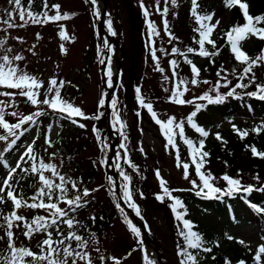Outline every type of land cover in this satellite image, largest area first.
<instances>
[{
	"label": "trees",
	"instance_id": "trees-1",
	"mask_svg": "<svg viewBox=\"0 0 264 264\" xmlns=\"http://www.w3.org/2000/svg\"><path fill=\"white\" fill-rule=\"evenodd\" d=\"M125 12V24L126 30L129 31L128 37L132 42L128 43L129 49L131 48L132 53L127 50L123 45L121 50L124 53L122 55V79L120 90L124 94H126L127 99L133 108L137 109L133 112V126H135L136 131H142L144 129V121L148 123L151 121V114L147 112L146 109L140 108L138 104L137 94L135 92L136 87L139 85L142 86V76L147 74V65L146 61L143 57L145 53H150L148 50V39H149V30L147 28V20L143 15L144 8L141 7V2L148 9L150 13V19L153 22L155 19L154 16L160 15L156 11V0H118ZM24 9H27L29 6V0H21ZM48 5H52V0H47ZM164 0H159V7L161 11L165 7L161 5ZM165 3V2H164ZM225 4L224 0H198V8L197 12L200 15H210L212 8L216 7L218 4ZM246 3L249 5V13L255 16L264 15V0H247ZM168 6L167 20L169 24V29L171 33L177 38L175 40L169 41L170 46L165 47V51H157V56L159 58L163 56L166 57L167 60V71H169L172 76V70L170 67L169 61L171 59H176L179 61V67L176 69L178 72V77H173L174 81H178L180 79L190 80L192 78V73L190 70V66L184 62V58L179 55H171L172 47H177L181 51H186L188 47H193L198 49V45L194 43V37L199 38V35L196 31V28L199 27V24L196 18L191 14V0H178V6H173L170 3ZM43 9V0H31V10L34 13H39ZM107 12H109L108 8H106ZM230 21L227 27H224L218 34L217 38H214L216 43V49L219 51V54L214 57H200L198 55L189 54V58L192 59L193 63L200 69V77L201 81L208 80L209 84H204L203 91L200 92L195 97H199L206 93H209V90L212 88L213 84L217 81L218 77L216 75L217 71L223 67L229 73L228 80L232 83L229 86L232 87L237 83L236 76L240 74L242 71L243 65L239 64L235 59L230 50V46L227 43V38L225 33L235 25H243L246 21L242 17V10L237 6H233L230 9ZM63 20L58 22H48L46 24H32L29 22L31 26L35 25L40 28H44L47 25H58L62 23ZM50 26V27H52ZM258 27H264V23L257 25ZM164 27V26H163ZM7 28V27H6ZM48 32H53L54 27L49 28L46 27ZM2 29H4L2 27ZM156 41V46L158 49H162L158 44V40L156 37H153ZM252 39V45L249 40ZM115 40L119 43H122L123 35L121 32H118V37H115ZM210 51H215L211 48L210 45H205ZM246 46H248L246 48ZM134 51L133 49H136ZM246 48V49H245ZM242 49L245 51L250 57H256L261 54V50L264 49V41L259 40L256 37H250L242 42ZM134 57L139 63L133 61L132 59H128L130 56ZM146 55V54H145ZM129 60V62H128ZM214 61V63L212 62ZM130 63L129 66L127 63ZM84 70L88 72L89 67L92 65L89 64V61L85 62ZM127 64V65H126ZM137 64V66H136ZM233 70H235V75L232 74ZM254 73L256 76L257 83H264V66L255 67ZM223 75V73H222ZM223 83V81H221ZM247 83V81H245ZM141 94L144 96L143 87H141ZM229 88L221 87L219 89L220 94L226 93ZM124 89V90H123ZM132 90L131 93H129ZM256 90L255 84H252L247 89H237V96L240 98L226 97L225 101L220 104H208L207 101L196 100L195 103H200L204 105V108L197 112V115L194 117L195 123L202 128L209 127L212 128L214 133L209 138L201 137L199 133L195 131L187 123L186 116L183 120L177 122H184L185 125V137L187 139H191L194 142H197L201 139L208 143V140H211V144L206 145L203 151H206L209 155L205 158L206 163L204 168L202 169L205 172H210L212 176L216 177L213 182L215 186L220 188L227 187L226 182L221 179L223 175H229L232 178L240 179L243 186H252L257 189L252 191L251 193L236 192L231 196H223L221 195L218 199H205L202 196H198L196 194V189H192L188 191V189L192 188L190 183L191 180H197V183H200L198 178L195 175L194 166L189 168V178L180 180L179 177L169 176V179L163 177L160 169H155L150 167L147 161H141V149L137 156L139 157L138 162L133 161V157L131 156L129 150L123 149L119 155V160H117V168L122 169L127 175L131 177V191H132V201L137 205L140 215L142 219L145 221L144 225L147 231L150 233L152 240L156 241V245L158 246V251H160V257L165 264H179L180 260L183 257L178 256V251L185 247L186 242L180 235V229L183 227L179 221L175 219V214L171 211L169 204L172 202L168 198H165L164 202H160L157 200V194H163L162 189L160 188L159 178L155 175L156 171L159 170L160 177L166 181V186L170 190L175 189H183L184 191H174L172 195L176 198L182 200L185 209L187 211V215L185 219L189 220L193 224V230L196 231L202 240L203 247L210 248V252H205L201 250L187 249L189 252H192L196 257L198 264H239V262L243 261L245 264H256L254 260V256L257 254V248L251 249L249 247H240L236 240L232 241L228 238L222 237V233L227 231L230 226L234 225H246L256 228L259 231H264V215L257 211L258 207L264 206V191L259 189L264 188V159L253 156L251 149L249 146H254L258 151L264 152V131H261L259 134L253 132L254 128L260 127L262 122L257 123V126L250 124L244 128H240V126H236V128L247 131L249 134L241 138L240 135L233 129H229L225 135H222L224 131H221L217 126L218 122L226 123L231 121L235 116L239 115V113H247L249 111L256 113L257 115L264 117V100H260L258 98H254L249 96L247 93L253 92ZM0 91H2L0 89ZM119 93V91H116ZM118 93H116L118 95ZM123 94V95H124ZM215 96L216 93H210ZM122 95V93L120 94ZM5 98V96H3ZM124 97V96H123ZM194 97V98H195ZM24 100L19 102L18 106L16 105V112L22 113L24 115L31 114L37 111V108L40 111H43L45 115L39 117L40 121V133L39 140L45 139L46 136L51 131L52 125L51 121L54 119V116L58 118V126L63 129V144L60 145V141H54L53 143L59 144V152L63 151L66 154V157L63 162V167L61 168V174L66 177H70L73 180L77 181V187L80 189V192L86 188L90 191V195L88 197L83 198L87 201L85 207L79 209L76 213H70V215H75L78 220L79 216L85 215L82 219L78 220L80 226L78 228L72 229L71 231H77V234H80L85 237L87 242H90L92 239L96 237L107 238L109 236V229L115 222V218L121 220H125V216L128 217V220L131 221L132 225L133 221L128 214V210L124 209L122 213L117 207L116 204L120 203L117 199L116 195L112 194L111 187L109 183L106 181L101 182L96 187L94 185L98 182L97 177L99 175V169H97L95 163L98 162L99 166L103 169L102 174L106 176V164H102L101 161H107L109 148L107 144L106 150L102 149V143L98 141L96 138L95 130L97 127L101 126V123L106 121V116L103 113L100 119H80L77 118L79 123L85 125L84 128L78 126V124L72 123L69 119L61 117V114L58 112L52 111L47 106L40 104L39 106H32L31 103L27 100L26 97H22ZM50 98V97H49ZM193 98V99H194ZM7 99V98H6ZM118 96L116 97V100ZM146 99V98H145ZM191 99V100H193ZM73 104V100L71 98L65 99ZM146 102H151L146 100ZM168 104L171 106H175L177 104L170 102L167 100ZM118 104V102H117ZM193 109L191 112L196 111L195 104H192ZM99 106V102H98ZM13 107H8L5 109V120L9 122L6 118V114L10 119L18 120V117H13L9 113L14 110H11ZM35 108V109H33ZM99 112L93 113H85L86 116L91 117L98 113H102V108H98ZM101 110V111H100ZM39 111V110H38ZM140 113L138 116L137 113ZM148 120V121H147ZM164 121V120H163ZM167 121V120H165ZM30 124V123H29ZM152 124V123H151ZM88 127H93L90 132L87 130ZM2 130V126H0ZM28 131L24 132L23 135L16 141L14 145H8L7 150L3 155L0 156V180L3 176V173L7 169L8 165L12 159L18 154V151L23 148L27 144V140L29 137V133L31 130L29 126L27 127ZM50 129V130H49ZM154 130L156 134L159 136L158 139L160 141V145L162 147L158 153V162L164 164L167 159H170V165H172L175 170H179L183 174V168L178 167L177 161V153L176 149L172 148L168 145L166 137L161 131L159 125L154 123ZM216 134H219L222 139H216ZM133 136L132 139L137 138L135 133L131 132ZM206 138V139H205ZM176 145L179 148V163L182 165L185 162L190 163L189 149L187 145L184 143V137L176 136ZM106 145V144H103ZM34 149V154L37 153L36 143L32 145ZM90 151L93 153V156L97 158V161L93 158L85 156V153ZM83 155L84 167L82 169H78V162H81L79 159L80 156ZM39 159V156L37 157ZM130 160L132 164L136 165L137 169L131 175L129 173L130 166L127 161ZM31 161L26 159L23 161L21 165L22 168H29ZM174 170V171H175ZM162 171L165 173L170 172L168 168H163ZM119 172V171H118ZM26 174H31L30 172H25ZM23 175L21 171L17 174ZM32 175V174H31ZM184 177V175H182ZM259 177L257 180L256 177ZM122 179V177H121ZM59 182V181H58ZM57 182V183H58ZM126 183L125 181H121L122 189L123 185ZM69 197L75 196L77 193L71 189L69 185ZM94 187L93 190H91ZM102 189L107 193V197L105 199L92 197L94 190ZM122 194V192H121ZM22 195V193L20 194ZM23 196V195H22ZM25 198V197H24ZM27 199V198H25ZM104 200L105 202H101ZM31 202V201H29ZM4 203L2 204V206ZM10 205L12 203L10 202ZM121 205V204H120ZM61 208H66L67 205L64 203H60ZM129 206V205H128ZM122 207V205H121ZM23 208V207H22ZM123 208V207H122ZM131 208V207H130ZM13 209L10 207L8 211L3 212L5 214L10 213ZM28 209V208H26ZM132 209V208H131ZM30 213L28 215H22L28 219L33 218L35 215H43V210H32L28 209ZM180 211H184V209H179ZM43 213V214H42ZM161 217L164 220V223L170 229L169 234L167 235L165 240L169 241L170 247H168V251L163 247L161 241H159L156 237H154L155 230L152 227V222L154 218ZM92 217L96 219L93 221ZM3 222V220L1 219ZM22 227L21 236L23 235L24 227L22 222H17ZM135 226V225H134ZM62 227V225H61ZM131 232V231H130ZM142 233V231H140ZM148 233V234H149ZM94 234V235H93ZM134 234V233H133ZM28 240L27 238H24ZM224 239L226 243V248L223 250V245L219 242V240ZM141 235L137 237L135 235L133 239V244H128L127 248H130V251L141 248L143 243ZM75 246V242H72ZM130 245V246H129ZM168 245V244H167ZM25 247V246H24ZM126 256V255H125ZM116 260L119 261V264L123 260V258L115 257ZM116 260L112 261V264H116ZM71 264V262H69ZM84 264V262L82 263ZM99 264H104L100 262ZM156 264V263H155Z\"/></svg>",
	"mask_w": 264,
	"mask_h": 264
},
{
	"label": "snow or ice",
	"instance_id": "snow-or-ice-1",
	"mask_svg": "<svg viewBox=\"0 0 264 264\" xmlns=\"http://www.w3.org/2000/svg\"><path fill=\"white\" fill-rule=\"evenodd\" d=\"M11 2L16 6V8L19 9L18 15L20 21L22 22L19 27H23L29 22L32 24H46L48 22H58L69 18V14H60L59 5H52L51 7L55 10L56 14L49 15V5L47 0H43V9L39 13H34L31 10V0H29V6L27 9L21 7V0H11ZM164 2L165 7L161 11L159 7V0H156V11L163 17L162 22L164 26V32L171 41L177 38L171 33L167 20V13L169 11L167 5L169 4V0H164ZM224 2L226 7L237 6L239 9H241L242 17L246 21L243 25H235L231 27L225 33L227 43L230 46V50L234 56V59L239 64L243 65L242 71L238 76H236L237 83L234 86L229 88L232 83L230 80H228L229 73L226 69L221 67L216 73L218 79L209 90V93L195 97L193 100H185L182 98L188 92L189 84L198 87L200 83H210L208 80L201 81L199 79L200 69L193 63L192 59L189 58V54L198 55L205 58L214 57L219 54V51L215 50V41L211 39V35L214 32L215 27L219 24V21L217 20L215 24H212V15L199 14L197 12L198 0H191L192 7L190 10L191 14L196 18L199 24V27L194 30L199 35L198 39L194 37V43L199 46L198 49L188 47L186 51H181L174 46L172 47L170 53L171 55H179L184 58V62L190 66L192 78L190 80H178V82H176L174 85V90L172 91L169 100L170 102L178 105L195 104L196 111H193L188 116L187 123L191 125V127L195 129V131L199 133L201 137H207L209 132L198 126V124L194 121V117L197 115V112L204 108L203 104L195 103L196 100L207 101L208 104H220L225 101L226 97L235 96L236 98H240L237 96V89H247L252 84H255L256 90L247 94L251 97L264 100V83H257L256 76L253 71L255 67L264 66V49L261 50V54L254 58L250 57L242 49V42L250 37H256L259 40L264 41V27L257 26L261 23H264V15L255 17L251 15L249 13V5L246 2H242V0H224ZM90 3L95 6L97 4V0H90ZM170 3L173 6H178V0H170ZM141 7L144 8L143 15L146 17L147 28L149 30L148 50L150 51L151 57L155 62L156 70L163 73L164 69L160 67V58L156 53L158 50H165L158 49L156 46V41L153 39V37H158L160 33L157 30L156 25L149 18L150 13L142 2ZM95 14L99 17V12H96ZM8 16L9 19L3 21V23L7 26V29L17 27V25L11 23L13 14L10 12L8 13ZM107 27L111 35H116L115 31L112 29L111 20L108 21ZM7 29L0 30L6 31ZM59 35L62 39H68V37L65 35V31L63 30L59 33ZM39 38L40 36L38 33L37 39ZM16 39L20 40L21 38L17 37ZM6 42V39L0 38V50L3 51V54L0 55V87L7 89H19L20 95L22 97H26L32 106H39L40 104H43L52 111L60 113L61 117L69 119L74 124H78V126L81 128H84L85 125L79 123L77 118L98 120L101 118V116H103V113H98L94 116L88 117L79 107H76L71 102L63 99L61 96V89L63 88L65 82L61 80L58 85L55 78H52L49 81V86L46 89L48 95H46L43 100H39V89L44 87L43 82L38 80L36 76L29 74L19 67L16 62L22 61L24 57L19 54L9 55L12 52V48L5 47ZM206 44L210 45L215 51H210L208 48H206ZM105 47H109L106 42ZM61 49H63V45H61ZM212 62L214 63V61ZM169 63L172 70V76L178 77V72L176 69L179 67V61L176 59H171ZM232 74L235 75V70H233ZM112 76L113 72L111 67L108 66L107 85L110 88L113 87ZM168 79L169 78L166 76L165 80ZM221 81H223V83H221ZM245 81H247V83H245ZM221 87L229 88V90L224 94H220L219 89ZM165 91H167V89H165ZM135 92L137 94L139 107L146 109L147 112L151 114L152 119L157 125H159L161 131L166 137L168 145L176 149L178 161L177 166H182L185 179L189 178V168L194 166L195 175L200 183H197V180H191L190 183L192 188L188 189V191L196 189V194L198 196H202L205 199H218L221 195L231 196L236 192L243 191L244 193H251L252 191L257 190L252 186H243L240 179L232 178L226 174L223 175L221 179L226 182L227 187L220 188L215 186L212 181H214L216 177L212 176L210 172H205L202 170L206 163L205 158L209 155L206 151H203L204 140L201 139L197 143L191 139H187L185 137L184 122H176L174 117L169 118L167 121H161L158 119L156 112L153 110V104L151 102H146L145 97L141 94V88L139 86L136 87ZM210 93H216V95L213 96ZM0 96L13 98L11 103H5V101L0 100V126H2V128L7 132L6 135H0V141L8 142L9 137H11L12 139L10 141V145H14L20 136L23 135L24 132L28 131L27 128H23V125L26 123H31L33 126L36 125L37 119L45 115V113L43 111H35L31 114L24 115L22 113L12 111L9 114L13 117H18V122H6L5 109L15 103V93L0 91ZM105 103L106 101L101 99L99 101V107L103 108ZM116 105L117 100L112 99L111 108L113 127H115L116 130L120 132L122 137L126 140L127 137L123 134L125 125L118 115ZM137 115L139 116L140 113L138 112ZM233 127L241 138H244L249 134L247 131H242L235 126ZM21 129L23 130L18 131ZM95 131L97 132V139L101 140L99 130ZM252 131L259 134L261 131H264V124H262L260 127L254 128ZM177 135L184 137V143L189 149L190 163L185 162L182 165L179 163V148L176 145L175 139ZM216 139L221 140L222 137L219 134H216ZM46 143L50 147L52 146V141L50 138H46ZM101 143V150H106L107 145H103L102 141ZM249 147L253 156L264 159V152L258 151L254 146ZM121 148H125V145L121 144ZM141 151H143L142 148ZM55 155L56 153H52L53 158ZM24 156H27L31 161L30 167L22 168L18 162L16 168H19L21 172H30L32 175L37 176L40 187L31 197L25 199L22 195L17 193L14 184L10 182L12 180V174L14 170L10 171L8 175L2 181H0V204L5 203L7 199L8 201H11L13 205V209L10 213L5 214L2 212V210H0V219L3 220V223L0 224V228L4 230V236H0V240L5 239L6 237L7 243L6 251L0 252V264H69V262H71V264H77L78 261H83L84 264H92L89 253L82 251V249H86L88 247V242L85 237L77 234V231H69L66 235L61 230V225H66L67 229L69 230L78 228L80 226L75 215H70V213H76L79 209L86 206L87 201L83 198L88 197L91 194L90 191L85 188L81 193L80 189L77 187L76 180L61 174L55 164L46 163L42 158L38 160L37 156L34 154L33 147L29 146L24 153ZM119 158L120 157L118 154L117 160H119ZM21 159H23V157H21ZM101 163L106 164L107 161L102 160ZM127 163L130 167L136 168V165L132 164L130 160H128ZM117 170L119 171L123 181L126 182L123 185L122 198L124 202L136 212V215L139 216V209L132 201V191L130 187L131 177L127 175L122 169L118 168ZM45 172H50L51 177L46 176ZM155 175L159 178L160 188L162 189L163 193L162 195L157 194V200L163 203L165 198H168L170 201H172L169 204V207L175 214V219L183 226L180 229V235L186 242V245L178 251V256L183 257L179 264H198L197 257L187 249H202L205 252H210L211 249L203 247L200 235L193 230L194 226L192 222L185 219L187 211L182 200L172 195V192L174 191L184 190H170L166 186V181L160 177L159 170L156 171ZM20 179H23V177H20ZM256 179L258 180L259 177L257 176ZM57 180L59 181L58 183L56 182ZM17 183H19V180H17ZM109 183L112 185L110 190L115 192V182L111 177H109ZM69 185L71 186L72 190L80 194L69 197ZM5 190H7L6 198L3 195ZM259 190L264 191V188ZM29 200L31 202H29ZM60 203L66 204L67 207L61 208L59 206ZM22 207L32 210H43L47 213V215H35L33 218L28 219L17 214L18 210H20ZM116 207L122 213L124 212V208L121 207L120 203H117ZM179 209H184V211H180ZM257 210L259 211L260 209ZM92 219L94 221L96 218L92 217ZM125 221L129 224L131 231L137 237H139L141 235L140 229L132 225L127 216H125ZM17 222L23 223V227L25 229L23 235L29 240L34 234L44 235L45 238L37 246L38 251H33L29 247L16 246L13 228L14 226L20 227V224ZM54 234L57 237L56 239L53 238ZM229 238L231 239V237ZM73 241L75 242V246L72 243ZM97 251H99V249H97ZM261 254H264V244L258 247L257 254L254 256L256 264H260ZM101 259L103 260L105 258L101 257ZM111 259L115 260V258ZM144 260L146 261V264H155V262L149 259L147 255L144 256ZM116 264H119L118 260H116ZM226 264H228L227 261ZM239 264H245V262L241 261Z\"/></svg>",
	"mask_w": 264,
	"mask_h": 264
},
{
	"label": "rangeland",
	"instance_id": "rangeland-1",
	"mask_svg": "<svg viewBox=\"0 0 264 264\" xmlns=\"http://www.w3.org/2000/svg\"><path fill=\"white\" fill-rule=\"evenodd\" d=\"M247 0H242V2ZM164 2L161 3L164 6ZM21 5L23 3L21 2ZM52 5H59V12L61 15L69 14V18L63 20L62 23L58 25H47L46 27L52 28L53 32H48L47 28H40L35 25L31 26L27 24L23 27H19L22 23L19 19V9L11 2V0H0V29L2 27L7 29L6 25L3 23L4 20H8L9 16L8 13H12L11 23L17 25L12 29H7L6 31L0 30V38L6 39L5 47H11L12 52L9 55H22L24 59L22 61L16 62L21 69L28 72L31 75L37 77L38 80L43 82L44 87L39 89V100H43L47 94L46 89L49 86V81L52 78L59 82L62 80L64 81V86L61 89V96L63 99L71 98L73 100V105L79 107L83 112L93 113L99 112L98 102L101 99L105 100L107 89V71L108 66L111 67L112 72L117 71L116 75V82L118 86L115 89V95L118 93V104L116 105V110L121 121L124 123L125 127L123 129L124 136L127 137L125 140L120 132H117L116 137L117 139V155L121 153L124 148H121V144L125 145V149L129 150L131 156L133 157V161L138 162L139 157L137 156L139 149H143L141 153V161H147L150 167L155 169H160L163 177L169 179V176L173 175L179 177L180 180H183L184 177L182 176V172L179 170L173 169L174 167L170 165V159H167L164 164L158 162V153L162 145H160V141L158 139V135L154 130V120L145 122L144 121V129L142 131H136L135 126H133V112L137 109L133 108L127 99V95L120 90L121 86V79H122V45L129 50L131 53V48L129 49L128 43L132 42L128 37L129 31L126 30V20H125V12L121 4L118 0H105V6H103L101 0H97V4L93 6L90 3V0H52ZM51 5V6H52ZM49 6L48 12L49 15H55L56 12L52 7ZM108 8L109 12L105 14V23L103 24V28L105 31L109 32L108 30V21L111 20L112 29L115 31L116 35H111L110 32L108 33L111 38H113V42H109V40L102 39V31H100V23L101 21V13L103 9L106 10ZM231 7H226L225 4H218L216 7L212 8L211 14L213 16V20L211 21L212 24H215L216 21H219V24L215 27L214 32L211 35V39L217 38V34L224 28L227 27L232 15H230ZM99 12V17L95 14ZM153 23L156 25L157 30L159 31L160 35L156 37L158 40V44L162 49L165 47H169V37L164 32L163 27V17L161 15L154 16ZM52 26V27H50ZM65 31V35L68 39H62L59 35L61 31ZM121 32L123 35L122 43H119L115 40V37H118V32ZM39 33L40 38L37 39V34ZM21 38L17 40L16 38ZM252 39L249 42L252 45ZM105 42L109 47H105ZM116 43V47L115 44ZM61 45H63V49H61ZM35 46V47H33ZM248 46H246L247 48ZM245 48V49H246ZM134 51L137 50L133 49ZM130 56L128 59H132L133 61L139 63L134 57ZM3 54V51L0 50V55ZM146 54V55H145ZM143 55L146 65H147V74L142 76L140 82H142L143 93H145L144 97L146 100L151 101L153 104V110L157 114V118H161L168 120L169 118H175V121H181L186 116H189L192 112L193 106L192 104L186 105H175L171 106L168 104L167 100L174 90V85L178 81H174L172 76L170 75L169 71H167L168 64L166 63V57L162 55L159 59L160 67L164 69V72L157 71L155 68V62L153 61L151 54L145 53ZM89 61V64L92 66L89 67L88 72L84 70V66L86 65L85 62ZM129 62V60H128ZM127 63V62H126ZM128 66L130 63H127ZM126 64V65H127ZM136 64V66H137ZM119 66V70L116 67ZM167 66V67H166ZM169 68V67H168ZM114 74V73H113ZM168 77V80H165V77ZM122 87V86H121ZM188 92L182 97L185 100H191L200 92L203 91L204 85L199 84L198 87L192 86L191 84L188 85ZM0 89L4 92H14L15 93V103L12 104L13 107L11 110L16 111V105L18 106L19 102L23 101L24 99L20 95L19 89H7L0 87ZM167 89V91H165ZM124 90V89H123ZM132 90L129 92L131 93ZM122 93V95H120ZM124 94V95H123ZM124 96V97H123ZM7 98V99H6ZM115 99V97H113ZM12 97L5 98L0 96V100L5 101V103H11ZM16 107V108H15ZM105 106L101 109L102 113H104ZM35 109V108H33ZM112 109V108H111ZM36 110V109H35ZM40 109L37 108V111ZM100 110V111H101ZM6 114L7 120L10 123H16L18 120L10 119ZM38 121L40 119L38 118ZM58 118L54 116V119L51 121L52 130L49 131L47 138H50L52 141V146L50 147L46 143V139L39 140V132L40 126L39 122L36 125H31V123H26L23 125V128L29 129L31 132L29 133V137L25 148H22L18 151V155H16L11 164L8 165V168L3 173L1 177V181L8 175V173L12 170V180L11 183L14 184L16 191L18 194L23 195L25 198L31 197L36 190L40 187V183L38 181V177L34 175L26 174L25 172L23 175L17 176L20 169L16 168L17 163L23 164V161L28 159L27 156H24L27 148L32 146L36 143L37 153L35 154L39 159H43L46 163H53L57 166L58 171L61 173V168L63 167V162L66 157V154L63 151L59 152V144H63V129L58 126ZM264 123V117L259 118L255 113H239V115L233 118V121H229L226 123L218 122L217 126L221 131H224L222 135H225L229 129H233V126H240V128H244L251 124L256 123ZM152 123V124H151ZM87 131L90 132L93 127L87 126ZM108 126L106 121L101 123L100 127H97L95 130H99V135L101 140H98L100 143L101 141L103 144L110 143L111 137H109L107 133ZM18 130V131H22ZM208 131V129H207ZM214 130L210 128V132L213 134ZM135 133L137 138H133L131 135ZM6 130H2L0 128V135H6ZM96 138L97 132L95 131ZM212 134H209L207 138L211 137ZM11 137H9V141H0V156L4 154L7 150L8 145H10ZM62 140V142L60 141ZM54 141H60L59 144L53 143ZM211 144V140H208V143L204 141V147L206 145ZM59 147V148H58ZM52 153H56L55 157H52ZM86 158L90 157L97 161V158L91 154L90 151L85 153ZM23 157V159H21ZM38 159V160H39ZM81 162H78V169H82L84 167L83 155L79 157ZM97 169H99V175L97 177L98 182L94 185L96 187L98 184L104 181L109 182V176L106 177L105 174L103 175V169L99 166L98 162L95 163ZM107 165V164H106ZM163 168H168L170 172H163ZM106 169V166H105ZM136 168H130L129 173L131 175L135 172ZM175 170V171H174ZM107 171V169H106ZM105 171V172H106ZM46 176L51 177L50 172H45ZM107 175V173H106ZM23 177V179H20ZM132 177V176H131ZM133 178V177H132ZM19 180V183H17ZM113 180V179H112ZM58 182V180L56 181ZM94 187L91 189L93 190ZM113 192V191H112ZM111 192V193H112ZM5 198L7 197V190L3 193ZM105 199L107 197V193L105 190L98 189L94 190L92 197ZM30 201V200H29ZM101 201V200H100ZM11 201L6 199V202L2 206L0 204V210L3 212L8 211L12 205H10ZM101 202H105L102 200ZM260 212L264 214V206L259 208ZM30 211L26 208H21L18 210L19 215H28ZM43 214V213H42ZM43 215H47L44 213ZM85 215L79 216L78 220L82 219ZM152 227L155 230L154 237H156L163 247L168 251L169 241L165 240L167 235H170V229L164 223V220L159 216L158 218L152 219ZM114 224L107 229L109 232V236L107 238L103 237H96L88 242V247L86 249H82V251H86L89 253L92 264H99L103 262L104 264H112L113 259L115 257L123 258L120 264H146L144 260V256L147 255L149 259L153 260L155 256V251L149 248L145 243H142V247L139 250L134 249L130 251V248H127L128 244H133V239L135 234L131 231L129 224L121 219L118 218L114 220ZM3 222L0 219V224ZM22 227H15L13 228L14 232V240L17 247H29L33 251H38V244L45 238L42 234H34L33 237L29 240H25L23 236H21ZM61 230L67 235V233L71 230L67 229L66 225H62ZM131 231V232H130ZM150 236V233L148 234ZM0 236H4V230L0 228ZM228 238L229 240H236L240 247H250L251 249H256L260 245L264 244V231L260 232L256 228L251 226L244 225H234L230 226L227 231L222 233V237ZM231 237V239L229 238ZM54 239L57 237L53 236ZM150 240L155 242V246L157 249L156 241L152 240L150 236ZM221 245H223V250L226 248V243L224 239L219 240ZM243 242V243H241ZM168 244V245H167ZM129 245V246H130ZM7 249L6 237L3 240H0V252H5ZM99 249V251H97ZM158 251V250H157ZM159 252V251H158ZM126 255V256H125ZM104 257L105 259H101ZM116 260V258H115ZM83 261H78L77 264H82ZM260 264H264V254H261V261Z\"/></svg>",
	"mask_w": 264,
	"mask_h": 264
},
{
	"label": "water",
	"instance_id": "water-1",
	"mask_svg": "<svg viewBox=\"0 0 264 264\" xmlns=\"http://www.w3.org/2000/svg\"><path fill=\"white\" fill-rule=\"evenodd\" d=\"M103 2V5L105 6V0H102ZM105 13H106V10H104L103 9V12H102V15H101V21H102V23H100V25H101V31L103 32V35H105V34H107V31H105V29L103 28V24L105 23V21H104V18H105ZM109 39L112 41L113 39L112 38H110L109 37ZM117 45H116V43H115V47H116ZM116 50H117V47H116ZM117 69L119 70V66L117 67ZM114 81L116 82V77H115V79H114ZM115 86L116 85H114L111 89H110V91H109V97L107 98V102H106V105H108V102H109V100H110V97L112 96V94L111 93H113V91H114V88H115ZM110 106L108 105L107 106V108L105 109V113H106V116L108 117L107 118V123H108V125H109V120H110V118H111V116H110ZM110 130V129H109ZM117 142V139H115V143ZM115 145L116 144H114L113 143V145H111V147H112V149L110 150V161L108 162L109 163V166H110V164L112 163V161H114V158H113V150L116 148L115 147ZM112 176H113V178H115L116 179V174L114 173V174H112ZM117 190H118V188H117ZM120 191L118 190V192H117V196H118V198L120 199V200H122L121 199V197H120V193H119ZM123 205H124V201L122 200V202H121ZM128 208V207H127ZM142 230L145 232L144 233V236H145V241H147L148 242V245L149 246H151V248H153V250L154 251H156L157 252V254H156V259H157V261L160 263V264H163V262H162V260L160 259V257H159V253H158V251H157V249H156V247H155V244H154V242L153 241H151L150 240V238H148L147 237V235H146V231H145V229L142 227Z\"/></svg>",
	"mask_w": 264,
	"mask_h": 264
}]
</instances>
